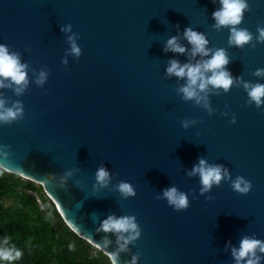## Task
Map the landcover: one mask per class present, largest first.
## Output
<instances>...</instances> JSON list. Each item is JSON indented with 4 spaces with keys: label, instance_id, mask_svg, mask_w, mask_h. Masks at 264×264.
<instances>
[{
    "label": "water",
    "instance_id": "obj_1",
    "mask_svg": "<svg viewBox=\"0 0 264 264\" xmlns=\"http://www.w3.org/2000/svg\"><path fill=\"white\" fill-rule=\"evenodd\" d=\"M216 7L213 0H0V43L19 52L29 72L23 94L0 89L24 107L23 118L0 125V167L41 184L67 225L95 247L107 236V251L117 248L115 234L97 231L105 217L134 215L141 236L120 253L121 264L135 253L138 264H233L230 247L242 236L264 240V105L248 103L242 86L264 83L253 74L264 68V43L255 40L264 0H248L239 27L253 40L243 47L229 46L227 28L212 27ZM66 24L72 32L61 31ZM185 27L224 48L226 68L241 78L227 92H209L211 114L177 94L183 80L165 75L170 58L190 59L163 51ZM73 33L78 58L68 54ZM41 69L49 72L42 87L34 83ZM184 119L193 123L185 128ZM199 158L223 165L230 179L243 176L250 191H234L229 180L200 194L199 177L186 174ZM101 165L112 174L104 187L94 178ZM120 180L134 196L121 197ZM171 185L189 194L187 209L156 198Z\"/></svg>",
    "mask_w": 264,
    "mask_h": 264
},
{
    "label": "clouds",
    "instance_id": "obj_2",
    "mask_svg": "<svg viewBox=\"0 0 264 264\" xmlns=\"http://www.w3.org/2000/svg\"><path fill=\"white\" fill-rule=\"evenodd\" d=\"M218 7L212 12V27L216 30L227 28L229 46L243 47L253 40V34L243 27L242 23L244 12L248 9V0H213ZM179 27V26H177ZM65 33L72 32V25L66 24L61 27ZM76 34L68 35L67 40L70 44L68 54L79 57L81 49L78 46ZM187 42V46L181 40ZM255 40L264 43V25H257ZM209 40L205 33L185 27L181 35L169 36L164 42L163 51L174 54L188 53L190 59L181 62L176 58H170L165 66L167 77H176L183 80V83L175 89L178 95L185 101H194L196 105L207 110L209 114L213 112L208 98L212 90H223L227 92L240 77H233L226 68L230 58L224 48H211L208 46ZM199 57V58H197ZM62 63L67 64L63 59ZM257 77L264 78V68H257L254 73ZM47 69H41L34 75V83L43 86L48 79ZM29 83V72L27 62L22 61L21 54L12 51L7 44L0 43V89H12L15 95L24 93ZM242 86L247 94L248 103H254L257 107L264 105V83L242 81ZM24 107L20 100H9L0 93V125L11 124L23 118ZM232 122H235L233 118ZM193 123L190 119L181 121L183 127H188ZM188 176L199 177L200 194L208 193L213 185L219 186L222 181L230 180V187L241 194H247L252 185L243 176H236L230 179L229 171L223 165L211 164L204 158H199L198 162L186 173ZM72 172L65 173V177L71 176ZM112 174L106 166H99L95 170L94 178L100 187L110 183ZM116 190L122 198L127 199L135 195L133 185L124 180H120L115 185ZM157 199L166 200L167 204L174 210H185L189 207V194L181 191L175 185L165 187L156 196ZM210 197H206L209 199ZM97 231L112 233L116 235L117 248L114 251H107L111 241L105 236L97 247H102L110 261V264H121L120 253L129 250V245L133 244L140 236L141 229L134 215L115 214L105 217L99 225ZM229 242H226V246ZM233 264H262L264 262V240L254 235L242 236L238 245L230 247ZM22 256L20 248L10 243V238L5 235L0 237V264H13ZM139 253L131 256L126 264H138Z\"/></svg>",
    "mask_w": 264,
    "mask_h": 264
},
{
    "label": "trees",
    "instance_id": "obj_3",
    "mask_svg": "<svg viewBox=\"0 0 264 264\" xmlns=\"http://www.w3.org/2000/svg\"><path fill=\"white\" fill-rule=\"evenodd\" d=\"M5 235L22 251L13 264H110L67 225L41 184L0 167V237Z\"/></svg>",
    "mask_w": 264,
    "mask_h": 264
}]
</instances>
